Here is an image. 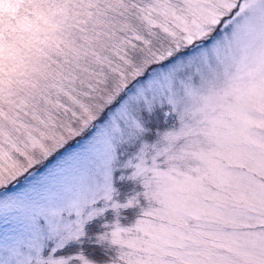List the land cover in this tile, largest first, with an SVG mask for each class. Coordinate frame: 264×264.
I'll return each mask as SVG.
<instances>
[{"label": "snow or ice", "instance_id": "obj_1", "mask_svg": "<svg viewBox=\"0 0 264 264\" xmlns=\"http://www.w3.org/2000/svg\"><path fill=\"white\" fill-rule=\"evenodd\" d=\"M0 264H264V0H0Z\"/></svg>", "mask_w": 264, "mask_h": 264}]
</instances>
